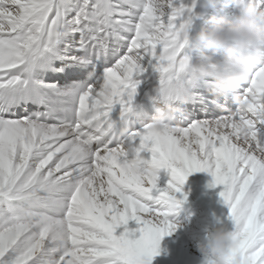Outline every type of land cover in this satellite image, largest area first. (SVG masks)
Returning <instances> with one entry per match:
<instances>
[{"label":"snow or ice","instance_id":"6c2138e0","mask_svg":"<svg viewBox=\"0 0 264 264\" xmlns=\"http://www.w3.org/2000/svg\"><path fill=\"white\" fill-rule=\"evenodd\" d=\"M194 3L0 0V264H151L196 172L220 189L240 264H264V67L215 119H136L154 88L184 85ZM129 220L139 237L114 235Z\"/></svg>","mask_w":264,"mask_h":264},{"label":"clouds","instance_id":"9594fccd","mask_svg":"<svg viewBox=\"0 0 264 264\" xmlns=\"http://www.w3.org/2000/svg\"><path fill=\"white\" fill-rule=\"evenodd\" d=\"M226 2L236 9L231 20L211 18L207 27L199 31H193L191 24L187 26L184 40L189 62L184 85L174 88L165 84L154 88L144 98L152 106V112L139 111L135 114L138 121H146L148 127L160 132L179 127L182 115L179 105L187 103L190 90L200 84L214 98L231 97L236 103L239 87L248 81L254 69L264 67V8L258 7L255 0H248L246 6H242V0ZM205 5L214 8L215 0H205ZM191 54H196L195 61ZM216 56L220 59L214 60ZM127 133V126L119 130L122 137ZM127 164L142 174L156 172L141 157L134 156ZM180 206L177 208L174 200L167 202L174 215ZM235 247L236 237L231 230L213 226L200 247L201 264H240V258L233 251Z\"/></svg>","mask_w":264,"mask_h":264},{"label":"bare ground","instance_id":"6f19581e","mask_svg":"<svg viewBox=\"0 0 264 264\" xmlns=\"http://www.w3.org/2000/svg\"><path fill=\"white\" fill-rule=\"evenodd\" d=\"M192 4L193 3L187 5ZM221 4L222 6H220V8H217V6L212 8L205 5V0H198L197 5L194 4L192 10V30L199 31L202 27H207V21H209L211 18L222 19L225 21L231 20L236 9L231 8L227 4ZM228 9L232 10L227 12ZM195 58L196 54H191V59L193 61H195ZM213 59L219 60L220 56H216ZM192 95H198L199 98L195 101L194 105L191 104V102H193L191 100ZM209 95V91L203 86V84L193 88V93L190 94V99L187 102L188 104L185 106L179 105L182 113L181 116L189 115L192 117V119L185 118L184 121H181L183 124L190 123L194 119L198 118H200V120L215 119L208 115L210 112L206 111V105L200 101V98L203 96L214 99L211 95ZM223 101L226 103L233 102L231 97L224 98ZM227 106L229 105L227 104ZM157 176V186L161 188L165 187L170 180V173L165 169H161L157 173ZM211 182L212 177L206 172H196L189 175L185 184L181 187V192L185 191V194H187L194 203L185 200L181 204L178 214L168 217L171 223L173 221L180 222V220H182V224L184 226L183 237L192 241L191 244L187 245L189 249H194L195 247H201L203 245L201 242L204 241L206 232L210 231L215 225L214 221L216 218H220L224 222L226 208L220 202L218 195L220 189L218 187H209ZM182 198L183 197H180V193H177V199ZM138 227L139 225H137L135 221L129 220L126 225L118 227L114 235L119 236L121 233L127 230L129 233L133 234L134 238H138ZM182 251H184V249L172 247L169 243H163L160 241L158 246V255L152 259L151 264H201V256L196 255L195 257H190L191 260L196 258L193 262L186 261V257L184 258L181 256Z\"/></svg>","mask_w":264,"mask_h":264},{"label":"rangeland","instance_id":"374dc122","mask_svg":"<svg viewBox=\"0 0 264 264\" xmlns=\"http://www.w3.org/2000/svg\"><path fill=\"white\" fill-rule=\"evenodd\" d=\"M183 3H185L187 5V4L193 3V0H183ZM197 3H198V0H195L194 4L197 5ZM215 3H216L217 8H220V6H222V4H221V2H219V0H215ZM220 11H222V10H220ZM203 97H206V96H203ZM200 101H201V98H200ZM191 104L194 105L195 101L191 102ZM203 104L206 105V108H207L206 111L210 112L208 115H210L213 118H216L217 116H214V114L212 113L213 105H210L208 103L207 104L203 103ZM226 104H231V103L228 102ZM208 115H206V116H208ZM183 196L187 197L186 200L188 202H192L191 198L188 197L187 194H185V191L180 192V197H183ZM192 203H194V202H192ZM218 221H220L221 223H217ZM214 223H215L214 226H222L223 221L220 218H216ZM172 224L176 225L175 231H173L171 235L163 237L161 242L169 243L172 247H179V248L184 249V251H182L181 256H183L184 258L186 257V259H185L186 261H192V262L195 261L196 258H193V260H191L190 257H195L196 255L201 256L200 247H195L194 249H189L187 247V245L191 244L192 241L188 238L183 237V234H184L183 233V227L184 226L182 224V220H180V222L173 221ZM204 238H205V236H204ZM201 244H203V242H201ZM194 250H196V251H194Z\"/></svg>","mask_w":264,"mask_h":264}]
</instances>
